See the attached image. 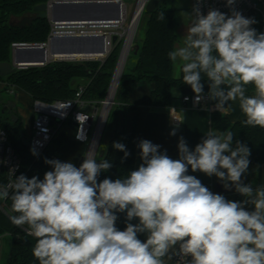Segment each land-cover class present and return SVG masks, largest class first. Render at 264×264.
Masks as SVG:
<instances>
[{
    "label": "clouds",
    "instance_id": "clouds-1",
    "mask_svg": "<svg viewBox=\"0 0 264 264\" xmlns=\"http://www.w3.org/2000/svg\"><path fill=\"white\" fill-rule=\"evenodd\" d=\"M234 2L226 0L227 6ZM201 3L187 13L183 46L168 58L179 62L182 82L197 102L206 78L207 98L217 111L226 115L230 102H238L242 123L264 129V33L252 27L254 18L235 9L231 15L212 8L203 14ZM157 18L165 20L164 11ZM233 138L232 131L210 130L190 149L180 137L178 159L141 140L138 167L115 180L98 181L113 165L92 151L79 167L46 159L52 170L43 179L14 178L10 170L0 201L11 200L10 222L34 238L38 264H264V186L244 183L251 150ZM112 146L123 159L130 155L123 143ZM189 169L217 177L245 199L213 193ZM117 213H126L124 230L116 227Z\"/></svg>",
    "mask_w": 264,
    "mask_h": 264
},
{
    "label": "trees",
    "instance_id": "trees-1",
    "mask_svg": "<svg viewBox=\"0 0 264 264\" xmlns=\"http://www.w3.org/2000/svg\"><path fill=\"white\" fill-rule=\"evenodd\" d=\"M50 0H0V62L12 60L15 42L42 43L46 42L50 31L51 21L49 18L37 16L32 22L24 26L13 21H19L23 17L34 14L35 6L48 3ZM174 0H163L155 8L146 9V31L141 44L136 43L130 53L135 56V62L129 71H123L120 83L116 92V103L111 108L105 125V133L112 132L113 135L108 142L106 149L99 154V160L108 159L112 162V168L102 172L98 181L104 178H117L125 176L134 170L137 151L136 129L131 133L120 129V110H136V106L128 103V96L134 90L138 80L153 81L155 86L152 90L149 104L152 106L169 107L172 105L174 92L180 91L183 94H193L191 87L182 82V73L174 75V63L169 60L168 52L175 48L178 42L177 17ZM164 11L165 20L157 18L158 13ZM256 23L252 25L257 30V17L252 14ZM119 44L114 43L111 52L103 62L97 60H52L42 66H29L16 69L14 72L2 76L0 82L5 83V91L18 88L26 92L32 99L41 100L46 103H53L58 100H68L75 96L80 86L85 87L84 99L99 104L105 100L114 70L119 56ZM126 69V67L124 68ZM179 77V78H178ZM204 85V92L209 91V84L206 78L201 81ZM248 91H252L249 86ZM1 95V93H0ZM70 120L73 124L72 116ZM244 119L232 121L228 116L215 110L211 116L212 131H232L234 142L239 140L251 150L250 165L248 172L243 177L244 183H251L253 187L261 186L260 167L264 164V129L259 126H246L242 123ZM66 121L64 123H66ZM134 120V124H135ZM0 126L8 133L9 142L21 159L19 174L27 178L33 176L43 179L45 172L52 170L45 160L58 159L48 150L49 146L36 157L31 145L30 135L25 131L21 116L13 113L0 102ZM55 139V138H53ZM121 142L126 146L130 155L123 159L124 152L113 148L114 142ZM98 160V161H99ZM1 181V180H0ZM214 182H221L214 176ZM222 184V182H221ZM223 187V185H222ZM216 193V192H215ZM225 197L233 195L238 199L240 196L233 190L222 194ZM11 200L5 201L4 209H0V236L7 238V258L4 264H38L32 254V247L35 243L33 237L26 236L22 227L13 225L7 215V209ZM118 229L126 227V213H117ZM131 223H138L137 220ZM145 239L143 234L139 237Z\"/></svg>",
    "mask_w": 264,
    "mask_h": 264
},
{
    "label": "built area",
    "instance_id": "built-area-1",
    "mask_svg": "<svg viewBox=\"0 0 264 264\" xmlns=\"http://www.w3.org/2000/svg\"><path fill=\"white\" fill-rule=\"evenodd\" d=\"M54 0L48 2L51 6ZM122 8L125 6L124 0H122ZM197 3V0H192V9L193 5ZM200 10L203 14H207L210 8L217 9L222 13L231 15V10L235 9L240 12L244 17L251 18V15L254 14L257 17L258 33H264V0H235L234 4L227 6L226 0H202V3L199 5ZM121 19L119 22H107L101 21L98 23L92 22L93 20H83V21H65V22H55L51 21V31L49 38L53 34L59 33H104L106 35L107 47L104 53H101L96 56H86V57H61L57 60H77L79 58L84 60H93L98 59L104 61L105 57L111 52L112 49V37L115 32L110 31L107 28L119 26L122 23ZM21 44H28L22 42H15L12 44L13 51L14 49ZM114 44V43H113ZM13 54H12V60ZM15 63V62H14ZM48 63V62H47ZM17 69L27 68L22 66L19 63H15ZM85 91L84 86H80L75 96L68 100H58L53 103H46L41 100L33 101V110L35 112V118L32 123V130L30 134V145L36 157H38L52 142L53 138L57 134L58 130L63 126V123L69 116H72L73 121L76 125L75 130V139L76 141L87 144L89 143L88 151H92L93 140L95 137V132L92 133V127L95 117L98 115V107H94L92 111H89L86 107L91 103L83 98ZM207 93L204 92V98L197 102L196 94H183L181 99L184 103L190 104L194 107H207L212 110L214 108V101H211L207 98ZM187 98V99H186ZM92 105V104H91ZM96 131V130H95ZM78 136H81L83 139H77ZM95 151V148L93 149ZM99 150V148H98ZM93 151L95 158L97 153ZM84 157L82 158V160ZM21 169V159L18 154L15 152L11 143L9 142L7 131L0 126V184H6L9 180L10 170H14V178L18 176ZM214 193V192H213ZM5 201L0 202V209H4ZM116 227L118 228V222H116ZM23 229V228H22ZM24 230V229H23ZM2 236H0V259H1V247H2Z\"/></svg>",
    "mask_w": 264,
    "mask_h": 264
},
{
    "label": "crops",
    "instance_id": "crops-1",
    "mask_svg": "<svg viewBox=\"0 0 264 264\" xmlns=\"http://www.w3.org/2000/svg\"><path fill=\"white\" fill-rule=\"evenodd\" d=\"M154 86L153 81L138 80L136 82L134 90L128 96V103L136 106V110L124 111L121 109L119 112V127L128 133H131L135 128L137 132V144L141 140H149L153 144L160 145L161 152L166 151L168 156L173 159H178L179 152L177 145L179 138L183 137L189 148L194 149L202 141L203 135L212 130L211 116L215 110L203 106L194 107L184 103L181 99L183 93L180 91L174 92L171 106H152L149 104V101ZM3 87L0 89L2 90ZM22 92L27 96L28 103L30 104L31 97L26 92ZM247 94L251 95L252 91H248ZM230 103L231 107L226 116L232 121L245 119L238 102ZM32 113L31 109L21 105L18 106V114L21 116L25 131L29 135L31 134L33 119L35 118V114ZM134 120L136 121L135 124ZM73 126L75 134V123H73ZM173 129L176 130V134L170 135ZM107 134L108 145L113 133L109 131ZM74 141L80 143L76 140ZM139 153L140 150L137 147L134 170L140 163ZM73 156L74 161H78L79 154ZM82 158L79 159V162ZM189 174L196 176L202 184L215 193L214 176L209 177L199 171L192 172L191 169H189ZM260 176L261 186H264V164L260 167Z\"/></svg>",
    "mask_w": 264,
    "mask_h": 264
},
{
    "label": "water",
    "instance_id": "water-1",
    "mask_svg": "<svg viewBox=\"0 0 264 264\" xmlns=\"http://www.w3.org/2000/svg\"><path fill=\"white\" fill-rule=\"evenodd\" d=\"M122 0H54L49 6L48 3H42L34 8V14L23 17L19 21H13L12 24L17 23L20 26H24L27 23L32 22L37 16L49 18L55 22H69V21H83V20H97V21H107V22H119L121 18ZM145 7V6H144ZM144 7L138 14L137 26L139 24ZM120 14V15H119ZM125 30L122 33H115L112 37V43L118 42L124 35ZM107 40L104 33H59L53 34L47 43H28L18 45L13 51V60L15 63H19L22 66H42L47 62L52 60H57L61 57H67L71 54H91L97 53L101 54L106 51ZM124 48V47H123ZM130 50L124 59V64L121 68L120 75L118 77L114 94L112 100L109 101V107L106 110V119L102 127L101 135L96 143L95 151L99 148L101 137L105 128V123L107 121L110 109L115 103L116 92L122 77L126 61L130 54ZM123 49L118 60L115 72L109 86V90L105 100L103 101V111L104 112L109 94L115 79L116 73L118 71L120 62L122 60ZM86 57V56H83ZM69 58V57H68ZM73 58V57H71ZM13 61L0 62V75L6 76L17 69ZM100 123V121H99ZM99 126V125H98ZM98 129V127H97ZM97 131V130H96ZM95 131V133H96ZM83 162L81 159L78 163V167ZM215 192L219 194H224L227 190L222 187L221 182L215 183Z\"/></svg>",
    "mask_w": 264,
    "mask_h": 264
},
{
    "label": "rangeland",
    "instance_id": "rangeland-1",
    "mask_svg": "<svg viewBox=\"0 0 264 264\" xmlns=\"http://www.w3.org/2000/svg\"><path fill=\"white\" fill-rule=\"evenodd\" d=\"M125 2V8H124V18L122 20V23L119 26L107 28L110 31H113L115 33H122L131 23L133 16L135 15V12L137 10V6L139 3V0H124ZM163 0H146V4L144 7V10L149 9L151 10L152 8H155L157 5L161 4ZM174 6L176 8V17H177V34H178V42L175 44V48L178 46H183V36L186 33L187 27L190 24V18L187 15V13L192 12V0H174ZM143 10V11H144ZM144 12H142L139 24L137 26V29H135L133 40H132V46L130 53L133 51L135 48L136 43L141 44L144 37H145V31H146V20L147 16L146 14L143 15ZM125 41H127V32L121 37L119 40V56L118 60L120 58L122 49L124 47ZM116 44V43H115ZM113 45V43H112ZM106 58V57H105ZM78 61H85L84 59H77ZM97 61H101L98 59H93ZM103 62V61H101ZM135 62V56L133 54H129L128 59L126 61V69L125 71H129L131 67L133 66ZM118 63V61H117ZM178 63H174V75L177 77L180 75V68L178 66ZM117 66V64H116ZM116 69V68H115ZM115 72V70H114ZM4 86V87H3ZM3 87L2 89H5V83L0 82V88ZM1 90V89H0ZM0 102L5 106L6 108L10 109L13 113L17 114L18 111V106H25L28 109L32 110V114H35L33 110V101L31 100L30 104L28 103V98L27 96L18 88H12L9 90L5 91H0ZM116 98V96H115ZM89 101L88 99H86ZM115 100V99H114ZM91 103L89 104L88 107H86L89 111H92L94 107H98V115L95 117L94 122H93V127H92V133L97 130V127L99 125V121L101 120L102 116V111H103V101L99 103L98 105L95 104L94 102L90 101ZM116 103V100H115ZM115 103L112 105V107L115 105ZM92 104V105H91ZM111 107V108H112ZM111 110V109H110ZM107 122V121H106ZM26 125V124H25ZM106 125V123H105ZM29 136V134H28ZM107 137L108 134L107 132L105 133V128L101 137L100 145H99V150L97 153L96 159L99 160V154L102 150L106 149L107 147ZM55 139L52 140V142L49 145V152L54 156L62 157V162H68L71 161L75 166L78 167V162L79 159L84 157L85 154H87V149L89 146V143L87 144H80L75 142V134H74V126L71 123L70 120L66 121V123H63V126L58 130L57 134L54 137ZM79 154V159L78 161H74V156ZM228 200L232 201H242L245 198L243 196H239L238 199L235 198L233 195H229L226 197ZM1 202V201H0ZM7 238H3L2 240V247H1V259H0V264H4L7 258Z\"/></svg>",
    "mask_w": 264,
    "mask_h": 264
},
{
    "label": "bare ground",
    "instance_id": "bare-ground-1",
    "mask_svg": "<svg viewBox=\"0 0 264 264\" xmlns=\"http://www.w3.org/2000/svg\"><path fill=\"white\" fill-rule=\"evenodd\" d=\"M145 4H146V0H139V3H138V6H137V10L135 12V15L133 16V19H132L131 23L129 24V26L125 29V33L127 32V41H125V44H124L122 60L120 62L118 71H117L116 76H115V79L113 81V85H112V88H111V91H110V94H109V99H108L106 108H105L104 112L102 113L101 120H100L98 129L96 131V134H95V137H94V140H93L92 152L94 151L93 149L95 148L96 143L98 142V140L100 138L101 131H102V127H103L104 121L106 119V110L109 107V104H110L109 101L112 100V96L114 94V90H115V87H116V83H117L118 77L120 75L121 68H122V66L124 64V59H125V57H126V55L128 53V50L131 49L132 40H133L134 32H135V29H136V25H137V19H138L137 17H138V14L141 11V9L145 6ZM124 8H125V6H123V11L121 12V18L122 19L124 18ZM92 22L98 23V22H101V21L93 20ZM96 55H99V54H97V53H91V54H81V53H77V54L67 55V57H70V58L71 57H77L78 58V57H83V56H96Z\"/></svg>",
    "mask_w": 264,
    "mask_h": 264
}]
</instances>
